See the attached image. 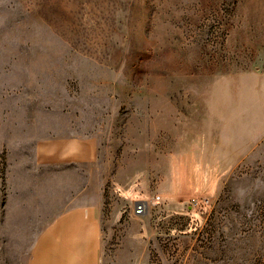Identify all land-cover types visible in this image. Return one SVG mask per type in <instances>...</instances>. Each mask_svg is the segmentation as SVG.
I'll return each instance as SVG.
<instances>
[{
    "label": "rangeland",
    "instance_id": "374dc122",
    "mask_svg": "<svg viewBox=\"0 0 264 264\" xmlns=\"http://www.w3.org/2000/svg\"><path fill=\"white\" fill-rule=\"evenodd\" d=\"M250 71L264 0H0L1 199L40 143L92 138L103 264H264V140L214 196L155 204L212 86Z\"/></svg>",
    "mask_w": 264,
    "mask_h": 264
},
{
    "label": "crops",
    "instance_id": "0c3cea01",
    "mask_svg": "<svg viewBox=\"0 0 264 264\" xmlns=\"http://www.w3.org/2000/svg\"><path fill=\"white\" fill-rule=\"evenodd\" d=\"M210 93L198 107L193 133L177 151L171 183L159 189L157 198L169 206L179 207L190 197L214 196L264 140L263 72L229 76ZM98 159L92 138L37 146L32 173L36 181L10 180L6 197H0V264L3 254L11 264L15 255H21V264H103L102 190L94 192L93 183ZM43 217L54 218L30 234V222H42Z\"/></svg>",
    "mask_w": 264,
    "mask_h": 264
},
{
    "label": "built area",
    "instance_id": "2783aa9c",
    "mask_svg": "<svg viewBox=\"0 0 264 264\" xmlns=\"http://www.w3.org/2000/svg\"><path fill=\"white\" fill-rule=\"evenodd\" d=\"M207 202H208V201H203L202 203H203V204H207ZM159 203H160V200H159V199L155 200V204H159ZM148 207H149V206H148L146 203H137V204L135 205V208H134V215H135L136 217H141V216H143V215L146 213Z\"/></svg>",
    "mask_w": 264,
    "mask_h": 264
}]
</instances>
